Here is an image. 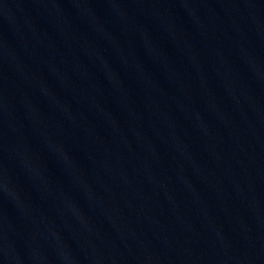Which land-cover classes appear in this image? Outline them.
<instances>
[{
  "label": "water",
  "instance_id": "water-1",
  "mask_svg": "<svg viewBox=\"0 0 264 264\" xmlns=\"http://www.w3.org/2000/svg\"><path fill=\"white\" fill-rule=\"evenodd\" d=\"M0 264H264V0H0Z\"/></svg>",
  "mask_w": 264,
  "mask_h": 264
}]
</instances>
